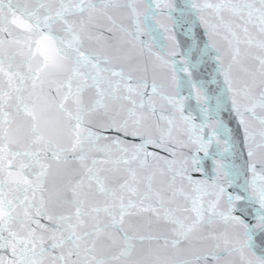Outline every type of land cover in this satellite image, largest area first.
Returning a JSON list of instances; mask_svg holds the SVG:
<instances>
[{"label":"snow or ice","instance_id":"snow-or-ice-1","mask_svg":"<svg viewBox=\"0 0 264 264\" xmlns=\"http://www.w3.org/2000/svg\"><path fill=\"white\" fill-rule=\"evenodd\" d=\"M0 264H264V0H0Z\"/></svg>","mask_w":264,"mask_h":264}]
</instances>
